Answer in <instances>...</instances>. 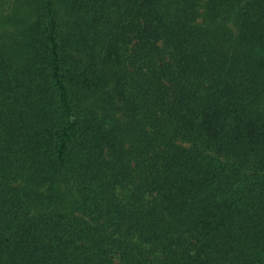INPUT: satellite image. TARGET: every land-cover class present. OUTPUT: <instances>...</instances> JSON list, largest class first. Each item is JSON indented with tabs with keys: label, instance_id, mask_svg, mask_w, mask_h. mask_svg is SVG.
I'll list each match as a JSON object with an SVG mask.
<instances>
[{
	"label": "trees",
	"instance_id": "1",
	"mask_svg": "<svg viewBox=\"0 0 264 264\" xmlns=\"http://www.w3.org/2000/svg\"><path fill=\"white\" fill-rule=\"evenodd\" d=\"M0 264H264V0H0Z\"/></svg>",
	"mask_w": 264,
	"mask_h": 264
}]
</instances>
